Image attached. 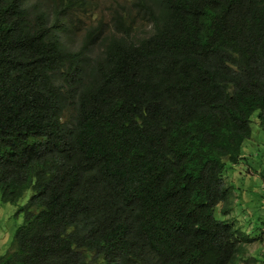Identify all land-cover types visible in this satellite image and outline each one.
<instances>
[{
  "label": "trees",
  "instance_id": "obj_1",
  "mask_svg": "<svg viewBox=\"0 0 264 264\" xmlns=\"http://www.w3.org/2000/svg\"><path fill=\"white\" fill-rule=\"evenodd\" d=\"M97 5L0 0V195L27 200L0 264H235L264 0Z\"/></svg>",
  "mask_w": 264,
  "mask_h": 264
},
{
  "label": "rangeland",
  "instance_id": "obj_2",
  "mask_svg": "<svg viewBox=\"0 0 264 264\" xmlns=\"http://www.w3.org/2000/svg\"><path fill=\"white\" fill-rule=\"evenodd\" d=\"M97 1V11L109 29L113 7L121 9L125 0ZM92 22L95 21L87 19L83 25ZM76 39L75 46H80L82 36ZM252 130V137L243 147V160L231 166L225 175L226 184L232 186L233 211L226 217L221 214L220 207L215 212L218 219L235 225L244 238L250 240L245 238L235 264H264V123L258 113L253 116ZM20 205L4 203L0 195V256L10 251L17 229L24 224V215L18 212Z\"/></svg>",
  "mask_w": 264,
  "mask_h": 264
}]
</instances>
